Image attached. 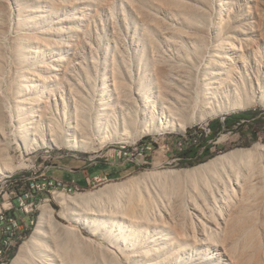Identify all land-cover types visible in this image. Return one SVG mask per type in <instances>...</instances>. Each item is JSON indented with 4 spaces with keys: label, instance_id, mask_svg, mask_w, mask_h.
<instances>
[{
    "label": "rangeland",
    "instance_id": "rangeland-1",
    "mask_svg": "<svg viewBox=\"0 0 264 264\" xmlns=\"http://www.w3.org/2000/svg\"><path fill=\"white\" fill-rule=\"evenodd\" d=\"M230 44L235 46L237 58L227 49ZM216 63H223L226 70L212 75ZM157 67L180 73L176 77L184 91L199 88L207 92L209 82L225 77L231 82L225 92L228 97L215 99L199 120H191L189 113L181 116L184 131L141 132L143 126H137L127 135L107 138L94 132L90 124L88 150L62 143L29 151L12 149L3 164L6 171L0 174V215L16 210L24 234L14 242L15 255L12 257L14 250L0 264H12L21 256L23 245L38 226L44 203L52 211L45 223L47 236L55 224L58 228L75 226L90 241L112 245L121 264H145V257L138 253L146 249L161 253L160 264H242L240 254L249 240L254 242L252 264H264V201L253 213L248 208L242 212L244 208L235 206L234 200L224 205L218 202L212 211L214 223H207L205 231L199 223L209 212L205 193H198L204 190L202 177L225 167L234 177L232 162L245 173L241 164L247 158L244 153L228 156L224 163L199 173L195 184L193 174L187 173L180 184L167 180L164 186L148 177L159 171L192 169L234 149L264 144V99L251 90L253 82L255 89L259 82L264 87V0H0V96L9 109L22 107L31 98L45 101L52 110L55 100L63 108L65 98H79L94 109L107 102L111 109L113 85L145 91L152 85ZM250 78L254 79L252 85ZM240 100L249 103L239 107ZM247 112L254 118H243L221 130L210 127L223 117ZM210 134H217L208 139L211 156L194 164L181 160L180 153L192 144L185 141L196 142ZM203 150L201 146L200 152ZM85 167H91L89 182L79 181V172L67 170ZM131 178L134 189L147 184L148 191H142L139 202L149 206L156 219L161 215L169 221L167 211L181 201V208H176L181 224L176 229L172 222H166L167 226L129 225L127 231L124 226L126 238L120 244L105 237L107 233L94 235L77 224L68 214L72 205L57 198L63 193L71 199H104L103 195L113 193V184ZM23 194H28L27 214L14 203ZM222 217L227 219V227L221 223ZM105 222L108 234L119 232ZM230 227L238 233L233 246L224 237ZM191 232L195 240L188 238Z\"/></svg>",
    "mask_w": 264,
    "mask_h": 264
},
{
    "label": "bare ground",
    "instance_id": "bare-ground-1",
    "mask_svg": "<svg viewBox=\"0 0 264 264\" xmlns=\"http://www.w3.org/2000/svg\"><path fill=\"white\" fill-rule=\"evenodd\" d=\"M227 49L236 56L235 58L238 57L234 45L230 44ZM211 70L212 75H217L226 69L223 63H216V66H212ZM178 74L180 73L177 71L157 67L155 78L152 79L153 83L145 91L141 89L133 92L121 85L120 87L113 85L111 100L114 102L111 109L107 106V102L100 103L103 106L95 108V110L91 106L84 105L79 98H65L63 99V108L60 107L59 101L55 100L53 103L56 107L52 110L45 101L31 98L30 101L22 103V107L13 110L7 107L0 96V174L6 171L3 164L6 165L12 149L21 148L24 151H29L49 144L62 143L71 148L88 150L92 143L88 136V125L90 124L94 132L101 133L107 138L114 135H127L130 128L137 126H143L140 129L141 132H153L161 129L184 131L185 124L180 123L181 116L189 113L191 120H199L200 113L208 107H212L215 99L224 100L228 97L225 92L231 82L225 77L209 82L207 92L199 90V88L184 91L179 85V78L176 77ZM249 81L252 85L254 79L250 78ZM198 85L196 84V86ZM253 85L251 90H253L254 96L257 95L259 99H264L263 85L259 82L257 89ZM221 91L223 94L219 97ZM248 103L249 100H240L237 106L242 107ZM71 109L74 110V113H70ZM102 111H105L106 114ZM92 113L94 116L91 115ZM63 114L64 120H62ZM99 124H104L105 127ZM95 138L101 141L99 137ZM243 153L247 156L241 163L246 169L245 173L235 169L239 168V164L232 162L230 167H234V177L229 176L227 167L223 171L214 170L210 176L205 174H203L205 176H201L205 185L204 190L198 191V193L201 195L205 193L207 200L205 204L209 209L205 220L199 219L200 228L205 231L207 223L213 224L215 221L212 211L216 209L218 202L224 205L230 204L234 200L237 203L235 206L239 205L244 208L241 210L242 212H246L248 208L250 210L248 212L253 213L257 204L264 201V144L258 143L248 150L234 149L225 156L220 155L192 169L159 171L149 174L148 177L159 180L164 186L167 180L172 183L179 182L182 180L183 174L187 173L193 174L192 179L195 184L199 177L196 175L199 173L201 175L204 170L224 163L228 156L238 157ZM133 185L134 179L132 178L122 183L113 184V193L107 196L103 195L104 199H95L96 201H90L86 196L71 199L63 193H58L57 198L67 205H72L71 208L74 210L70 208L68 214L77 224L85 226L94 235L107 233L105 237L109 240L114 238L120 244L123 243L122 239L126 238L125 232L129 230V225L148 226L153 223L167 226L168 222H172L171 227L176 229L181 224V220L178 219V215L181 213L177 212L182 205L179 199L175 200H179L176 207L171 206L167 211L169 221H165L161 215L156 219L149 212V206L140 205L139 202L143 195L142 191H148L147 184L143 188L135 187L136 189L133 188ZM177 207L179 209H176ZM193 208L196 207L193 206ZM131 211L132 213H130ZM51 214L50 206L47 203L42 204L38 226L32 233L29 242L23 245L21 256L16 257L12 264H121L112 245L104 246L102 243L90 241L91 239L89 240V237L86 238L85 235L84 237L75 226L58 228V224H55L47 236L45 223ZM235 215L237 216V214ZM106 220L114 225L119 232L113 233L112 231L108 234ZM221 223L227 227V219L224 217L221 218ZM124 226H127L126 231L123 230ZM226 231L224 237L228 238L227 242L229 241V244L233 246L238 239V233L234 231L233 227L226 228ZM18 232L19 230H12L14 242L23 238L22 235L19 237ZM188 238L195 240L196 235L194 232L188 233ZM253 243V240L244 243V250L240 254L242 264H252ZM140 254L145 257V264H160L157 258L161 256V253L146 249L141 250L138 255Z\"/></svg>",
    "mask_w": 264,
    "mask_h": 264
},
{
    "label": "built area",
    "instance_id": "built-area-1",
    "mask_svg": "<svg viewBox=\"0 0 264 264\" xmlns=\"http://www.w3.org/2000/svg\"><path fill=\"white\" fill-rule=\"evenodd\" d=\"M185 143H192V141L189 139V141H185ZM28 194L19 196L17 198V206L18 209L23 214H27L28 207L25 206V202L28 201ZM15 203V201H14ZM10 208V207H9ZM22 219H20L18 216L13 214H5L2 213L0 215V261L3 262L5 258H11V253L16 250L14 249V239L12 238V230H19V237H21L22 234H24L22 229Z\"/></svg>",
    "mask_w": 264,
    "mask_h": 264
},
{
    "label": "trees",
    "instance_id": "trees-1",
    "mask_svg": "<svg viewBox=\"0 0 264 264\" xmlns=\"http://www.w3.org/2000/svg\"><path fill=\"white\" fill-rule=\"evenodd\" d=\"M250 119V118H254V115L252 113H243L240 114L239 116H233L230 118H225L224 123H220L218 122L216 124V126H219L218 130L224 129L226 127H231V124H233L234 122L240 121L241 119ZM213 123L210 124V127L212 128V130H215V126L212 125ZM215 124V123H214ZM224 127V128H223ZM256 132V130H254ZM217 134H210L209 136H201L199 139L197 138L196 142H192V144L183 152L180 153V158L181 160L184 161H189L190 163L194 164V163H199L204 161L207 157L211 156L213 153L210 152V148L212 146V142H208L209 138H216ZM204 146V150L202 152H200V147ZM16 207L17 206V199L14 200ZM16 210H12V214L13 215H17ZM16 250L14 251L12 257L15 255Z\"/></svg>",
    "mask_w": 264,
    "mask_h": 264
},
{
    "label": "crops",
    "instance_id": "crops-1",
    "mask_svg": "<svg viewBox=\"0 0 264 264\" xmlns=\"http://www.w3.org/2000/svg\"><path fill=\"white\" fill-rule=\"evenodd\" d=\"M225 120V119H224ZM224 120H221L220 123H224ZM213 126H215V130H218L219 129V126L216 124H212ZM224 128V127H223ZM90 169L91 167H85V169H76V170H72V169H67L70 173L71 172H79L81 175L79 177V181H82V182H89L90 181V178L88 177V175L90 174ZM74 179V178H73ZM16 212V211H15ZM17 214V212H16ZM17 216V215H16Z\"/></svg>",
    "mask_w": 264,
    "mask_h": 264
},
{
    "label": "water",
    "instance_id": "water-1",
    "mask_svg": "<svg viewBox=\"0 0 264 264\" xmlns=\"http://www.w3.org/2000/svg\"><path fill=\"white\" fill-rule=\"evenodd\" d=\"M226 117H223V120L225 119Z\"/></svg>",
    "mask_w": 264,
    "mask_h": 264
}]
</instances>
